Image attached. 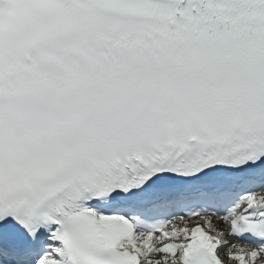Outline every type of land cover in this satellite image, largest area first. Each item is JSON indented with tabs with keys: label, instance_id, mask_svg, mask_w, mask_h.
I'll return each mask as SVG.
<instances>
[{
	"label": "snow or ice",
	"instance_id": "snow-or-ice-1",
	"mask_svg": "<svg viewBox=\"0 0 264 264\" xmlns=\"http://www.w3.org/2000/svg\"><path fill=\"white\" fill-rule=\"evenodd\" d=\"M0 264H264V0H0Z\"/></svg>",
	"mask_w": 264,
	"mask_h": 264
}]
</instances>
